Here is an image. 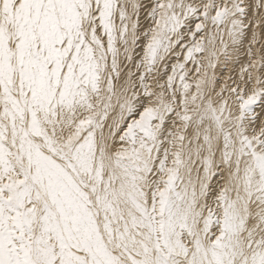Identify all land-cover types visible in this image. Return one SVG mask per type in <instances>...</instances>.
I'll list each match as a JSON object with an SVG mask.
<instances>
[{"label":"snow or ice","instance_id":"snow-or-ice-1","mask_svg":"<svg viewBox=\"0 0 264 264\" xmlns=\"http://www.w3.org/2000/svg\"><path fill=\"white\" fill-rule=\"evenodd\" d=\"M0 264H264V0H0Z\"/></svg>","mask_w":264,"mask_h":264}]
</instances>
